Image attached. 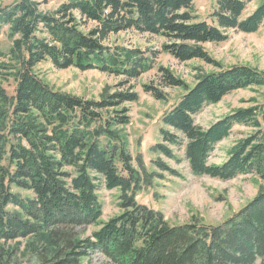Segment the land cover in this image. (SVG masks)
Listing matches in <instances>:
<instances>
[{
    "label": "trees",
    "instance_id": "1",
    "mask_svg": "<svg viewBox=\"0 0 264 264\" xmlns=\"http://www.w3.org/2000/svg\"><path fill=\"white\" fill-rule=\"evenodd\" d=\"M253 1L216 0L211 16L217 24L199 18L194 0H63L51 12L41 11L39 0H16L0 8V32L9 26L12 40L7 52L0 50V75L16 81L13 94L0 81V264H91L85 260L97 252L110 264H264V103L238 108L208 127L195 120L206 105L233 91L264 85V71L224 67L204 46L228 40L232 30L264 27V0L246 14ZM130 29L164 36L163 50L179 61L201 59L218 67L192 88L159 67L160 85L185 86L186 92L164 114L163 139L153 150L175 158L168 144L180 145L195 175L229 180L253 174L263 182L223 222L172 223L137 200L145 177L117 126L130 120L128 109L118 106L136 101L138 93L119 90L88 99L54 89L34 70L49 60L60 69L99 67L129 81L151 67V58L140 48L106 42ZM144 88L166 99L159 86ZM237 125L254 130L224 162L211 163L216 144ZM155 163L180 174L161 158ZM100 183L121 189L122 208L101 223Z\"/></svg>",
    "mask_w": 264,
    "mask_h": 264
},
{
    "label": "rangeland",
    "instance_id": "2",
    "mask_svg": "<svg viewBox=\"0 0 264 264\" xmlns=\"http://www.w3.org/2000/svg\"><path fill=\"white\" fill-rule=\"evenodd\" d=\"M39 1H41L39 9L44 12L55 10L63 2V0ZM14 2L16 0H0V8L10 6ZM194 2L200 19L217 24L216 18L211 16L216 0H194ZM262 2L263 0L253 1L248 6L246 14L251 13ZM9 32V26H4L0 32V50L6 52L12 45ZM165 41L162 35L141 33L134 29L109 37L106 42L109 46L140 48L146 51V55L152 60V65L147 71L129 81L123 74L110 73L111 71H104L99 67L88 70H81L74 66L60 69L49 60L37 64L34 70L54 89L88 99L99 100L104 94L119 90H133L138 93L136 101H125L118 106V108L128 109L130 120L125 125L117 126L134 157V166L145 177L141 189L137 191V200L161 210L172 223H184L191 220H200L208 224L220 223L255 197L263 182L253 174H243L229 180L195 175L185 158V147L180 145L168 144L173 149L175 158L153 150V145L162 142L163 139L161 129L166 127L162 122L164 114L186 92L185 86L160 85L159 67L169 68L185 82L187 87L191 88L201 75L218 70V67L201 59L179 61L163 50ZM204 46L224 67L246 64L264 71L263 26L255 32L232 30L228 40L207 43ZM4 60L8 61L9 58ZM0 81L10 94L14 93L16 81L12 75L6 77L0 75ZM147 84L159 86L166 94V99H157L151 92H147L144 88ZM263 103L264 85L250 86L233 91L216 104L206 105L200 113L196 114L195 120L197 124L208 127L238 108ZM253 130L242 125L235 126L228 138L216 144L210 162L217 164L224 162L238 141L248 136ZM138 156H141L144 161L148 175L142 171ZM159 158L180 174L161 170L155 163ZM16 191L23 195L30 194L24 190ZM97 193L103 206L100 223L122 211L120 188L109 190L100 183ZM96 227H99V224L87 228L86 232L90 234ZM83 230L79 228V231ZM28 242V240L21 242L23 250L26 249ZM86 261L91 264H110L109 260L98 252Z\"/></svg>",
    "mask_w": 264,
    "mask_h": 264
}]
</instances>
